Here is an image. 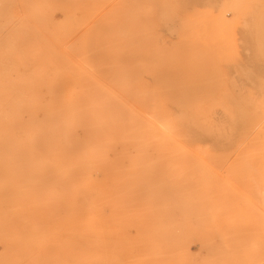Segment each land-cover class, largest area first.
I'll return each mask as SVG.
<instances>
[{"label":"rangeland","instance_id":"1","mask_svg":"<svg viewBox=\"0 0 264 264\" xmlns=\"http://www.w3.org/2000/svg\"><path fill=\"white\" fill-rule=\"evenodd\" d=\"M77 1L67 18L65 0H0V21L19 15L47 36L91 28V88L139 79L173 114L200 106L219 140L207 132L196 145L232 137L219 158L108 162L111 232L125 235L109 264L134 249L145 264H264V0ZM123 34L135 49L119 51Z\"/></svg>","mask_w":264,"mask_h":264},{"label":"bare ground","instance_id":"2","mask_svg":"<svg viewBox=\"0 0 264 264\" xmlns=\"http://www.w3.org/2000/svg\"><path fill=\"white\" fill-rule=\"evenodd\" d=\"M65 2L69 18V8L81 1ZM2 14L0 264H109L110 245L125 235L111 232L116 213L107 210L108 162L219 158L232 137L224 136L218 149L196 145L207 132L219 140L200 106L193 102L190 111L173 114L139 79L114 81L118 89L111 93H101L107 90L101 83L91 88V42L97 38L91 28L47 36L22 16ZM123 35L119 51L135 49L136 37L128 47ZM129 257L127 264H145L135 249ZM124 261L120 254L112 264Z\"/></svg>","mask_w":264,"mask_h":264}]
</instances>
